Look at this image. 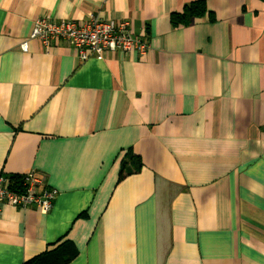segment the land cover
<instances>
[{"label":"crops","instance_id":"obj_1","mask_svg":"<svg viewBox=\"0 0 264 264\" xmlns=\"http://www.w3.org/2000/svg\"><path fill=\"white\" fill-rule=\"evenodd\" d=\"M43 18L126 20L150 49L20 52ZM30 171L58 197L1 207L0 264L64 241L68 264H264V2L0 0V176Z\"/></svg>","mask_w":264,"mask_h":264},{"label":"built area","instance_id":"obj_2","mask_svg":"<svg viewBox=\"0 0 264 264\" xmlns=\"http://www.w3.org/2000/svg\"><path fill=\"white\" fill-rule=\"evenodd\" d=\"M48 18L37 19L32 32L19 45L22 53L29 51L32 40L40 42L46 52L52 50L59 41H63L76 54L79 61L90 58H102L106 53L122 52L145 54L150 45L141 37L130 32V24L92 18L87 22L60 21L55 24ZM58 197V191L45 184L44 179L33 171L20 176L19 181L0 176V213L3 205L20 209H37L49 213Z\"/></svg>","mask_w":264,"mask_h":264},{"label":"trees","instance_id":"obj_3","mask_svg":"<svg viewBox=\"0 0 264 264\" xmlns=\"http://www.w3.org/2000/svg\"><path fill=\"white\" fill-rule=\"evenodd\" d=\"M263 1L264 0H260ZM206 12L205 6L203 3H193L187 6L184 10L183 16L180 17L183 21H188L191 17H201ZM177 15L173 16L175 19ZM124 166V165H123ZM136 171H128L126 174H132ZM123 168L119 173V180L124 177ZM125 174V175H126ZM11 180L19 181V177H13ZM77 257V250L74 245L69 241H64L60 243L53 251L47 254L36 256L24 264H68L73 259Z\"/></svg>","mask_w":264,"mask_h":264}]
</instances>
